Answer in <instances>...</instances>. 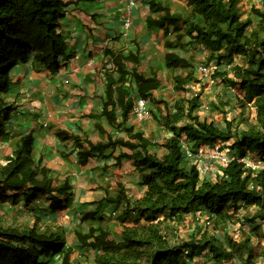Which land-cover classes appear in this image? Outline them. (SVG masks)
Here are the masks:
<instances>
[{
    "label": "trees",
    "instance_id": "16d2710c",
    "mask_svg": "<svg viewBox=\"0 0 264 264\" xmlns=\"http://www.w3.org/2000/svg\"><path fill=\"white\" fill-rule=\"evenodd\" d=\"M185 1L192 7L185 16L170 14L167 5L151 3L150 10L159 17L149 20L150 25L184 26L186 35L208 51L207 63L230 66L228 72L215 70L212 78H221L226 87H237L242 92V102L255 111V127L238 130L232 121L225 120L224 128H220L200 120L195 114L199 108L196 96L177 101L173 112L167 110L159 116L152 113L171 132L160 146L135 134L131 141L88 144V150L78 152V164L85 165L94 154L119 145L126 151L119 155L118 162L131 161L139 186L145 188L140 199L130 201L119 185L118 195L105 200L108 204L124 203L116 219L121 227L118 239L100 228L75 233L79 247L94 253L91 264H189L202 256H207L211 264H260L259 257L264 264V252L257 254L251 242L253 236L264 238V168L253 172L238 161L255 156L264 163V0L258 7L252 6L245 19L239 0ZM70 5L72 2L65 0H0V138L6 136V124L14 110L3 99L11 86L13 68L32 60L55 74L61 69V60L70 58L59 32ZM109 58L114 69L106 74L102 114L109 124H115L118 117L124 123L133 108V100L124 88L127 78H133L139 97L144 99L152 96L157 81L130 71L119 56L109 53ZM235 58L244 61L232 63ZM164 64L172 71L190 68L186 59L173 53L164 56ZM229 73L232 77H228ZM190 78L191 75L174 77L175 91H184ZM20 141L21 146L0 164V204L14 206L21 198L25 204L44 198L53 206L60 205L54 195L67 194L68 186H54L52 170L33 161L31 136ZM184 143L192 154L202 146H218L220 151L236 157L222 166L220 175L208 181L200 178L197 164L185 163ZM151 147L162 148V156L151 153ZM250 209H254L252 215H243ZM193 212L207 215L211 220L207 229L211 232L205 230L199 237L176 245L169 242V234L175 231L169 224L179 225L184 216ZM95 215L88 212L82 221L94 220ZM235 222L240 223L237 230L226 228ZM242 226L248 228L249 234L239 229ZM71 254L66 242L52 233L0 225V264H45L54 256L61 257V264H69Z\"/></svg>",
    "mask_w": 264,
    "mask_h": 264
},
{
    "label": "crops",
    "instance_id": "0c3cea01",
    "mask_svg": "<svg viewBox=\"0 0 264 264\" xmlns=\"http://www.w3.org/2000/svg\"><path fill=\"white\" fill-rule=\"evenodd\" d=\"M65 1H71L72 5L60 22L59 32L67 47L66 55L70 58L61 60V69L55 74L32 60L13 68L11 86L3 99L14 110L6 124V136L0 138V155L11 156L21 146V138H33V161H39L52 170L54 186L66 184L69 190L65 195H54L61 203L56 206L48 199L38 198L31 200L27 207L25 199L21 198L13 206V211H16L13 215L24 224L34 222L37 224L35 229L41 232L42 224L57 226L59 231L49 233L72 236L71 241L66 242L73 245L69 264H91L94 253L79 248L74 232L85 233L89 229L100 228L109 231L113 239L118 238L121 227L116 219L124 203L108 204L105 200L118 195L119 185L130 201L140 199L145 188L139 186V176L131 161L122 159L118 162L119 155L126 151L119 145L100 155L94 154L85 165L78 164V152L88 150V144L131 141L135 134H140L145 142L160 146L169 139L171 132L160 125L152 113L159 116L167 110L173 112L177 101L196 96L199 97V108L195 114L200 120L213 122L220 128L222 124L216 122L220 114L223 119L232 121L238 130L241 129L238 122H242L244 130L253 128L255 111L242 102L243 94L237 87H226L221 78H212L215 70L223 72L227 65L207 63L208 51L186 35L184 26L159 28L150 25L149 20L159 17L150 10L151 3L167 5L170 14L185 16L192 11L185 0H134L132 22L127 32L123 29V12L128 0ZM239 1L243 19L249 15L252 6L260 5V0ZM197 20H200L199 16ZM109 53L121 57L130 71L135 70L157 81L152 96L145 99L150 111V118L146 121L139 122L130 112L126 122L121 123L118 117L115 124H109L103 116L108 73L104 64L110 60ZM167 53L186 59L190 68L176 71L166 68L164 56ZM89 61H92L90 66ZM243 61L235 58L232 63L242 64ZM200 65L208 68V76L198 72ZM188 75L191 78L184 91H175L173 78ZM228 77H232L231 73ZM220 80L222 84L218 86ZM124 88L134 106L140 97L132 77L127 78ZM158 101L163 103H155ZM59 134L67 138H61ZM184 145L188 150H183L187 166H198L201 163L196 155L203 154L206 158L214 149L202 146L197 154H192L189 146ZM150 152L161 157L163 150L151 147ZM224 154L230 156V152ZM221 169V165L210 163L207 178L213 181L221 174ZM88 212L96 213L94 220L83 222L82 217ZM115 223L117 228L113 226ZM210 223L205 213L188 214L181 224H175V231L169 234V242L176 245L199 237L210 228ZM28 227L34 228L32 225ZM183 228L186 230L181 231ZM45 264H61V257H50ZM189 264H211V261L202 256Z\"/></svg>",
    "mask_w": 264,
    "mask_h": 264
},
{
    "label": "rangeland",
    "instance_id": "374dc122",
    "mask_svg": "<svg viewBox=\"0 0 264 264\" xmlns=\"http://www.w3.org/2000/svg\"><path fill=\"white\" fill-rule=\"evenodd\" d=\"M243 15V14H242ZM245 19V18H244ZM256 21H254V23H255ZM224 68H226L225 70L228 72V71H230V66H225ZM222 69V68H221ZM221 82L218 84V86L220 85V84H222V80H220ZM235 111H237V110H235ZM223 120H225V119H223V116L220 114V116L217 118V120H216V122L217 123H221L222 124V128H224V121ZM238 123H240V127H241V129L240 130H244V125L242 124V122H238ZM239 127V128H240ZM221 152H223V153H227V151H225V150H223V151H221ZM190 153V152H189ZM186 156V155H185ZM4 158H5V156L4 155H0V164L3 162V160H4ZM244 161H245V163L248 165L247 167H250L251 169H252V171L253 172H256L257 170H259L260 168L261 169H263L264 168V163L262 162V161H260L257 157H255V156H249V157H246L245 159H244ZM207 174V173H206ZM206 174H203V175H201L200 176V178L202 179V178H204V179H206V180H208V181H210V179L209 178H207V176H206ZM206 176V177H205ZM30 203H31V201H30ZM30 203H28V204H25V206H27L28 207V205L30 204ZM110 209V208H109ZM113 209V208H112ZM14 212H16V211H13V205H10V204H0V225L1 226H4V227H7V226H14V227H18V228H25V227H28V226H33L34 228L35 227H37V224H34V222H30V224H24L23 223V220L21 221V220H19L18 218H16V216L15 215H13L14 214ZM253 212H254V209H250V210H248V211H244L243 212V215H246V216H248V215H252L253 214ZM13 216H14V218L15 219H13ZM30 221V220H29ZM34 221V220H33ZM113 223H114V221H112ZM107 224H109V223H107ZM16 225V226H15ZM210 226H211V223L209 224ZM239 225H240V223H238V222H235L234 223V225H233V227H226V228H228L229 230H237L238 229V227H239ZM113 226H116V228L118 227V224L117 223H115V224H113ZM113 226H112V228H113ZM169 226L171 227L172 226V228H174L176 225L175 224H173V223H170L169 224ZM42 229H43V232H41L40 230H37L36 229V231L38 232V233H44V232H46V233H49V232H56V231H59V229L57 228V226H55V225H53L52 223H48V225H45V226H43V224H42ZM29 228V227H28ZM39 228V227H38ZM115 228V227H114ZM113 228V229H114ZM184 229L185 228H183L181 231H184ZM239 229H242L241 231L243 232H245L246 234H249L248 233V228L247 227H244V226H242L241 228H239ZM264 229V228H263ZM186 230V229H185ZM207 230V229H206ZM209 231L211 230V229H208ZM111 231H112V229H111ZM211 232V231H210ZM74 233H76V231L74 232ZM183 233V232H182ZM238 233V232H237ZM236 233V235H238ZM263 234H264V232H263ZM55 235V234H54ZM235 235V236H236ZM58 236V235H57ZM218 236H221V230H219V232H218ZM59 237L60 238H62V240L64 241V242H70L71 241V239H72V236H71V238L70 237H68V235H63V234H61V235H59ZM119 237V236H118ZM69 238H70V240H69ZM115 239H118V238H115ZM74 240H75V242H76V238H75V234H74ZM251 242H252V244L255 246V252L257 253V254H263V252H264V238L263 237H260V238H255L254 239V236L251 238ZM66 246L70 249V248H72L73 247V245L71 246L69 243H66ZM80 248V247H79ZM76 253V252H75ZM76 254H78V253H76ZM79 255V254H78ZM87 260L86 261H88V258H86ZM92 261H93V258L91 259ZM257 263H260V264H262V257H259L258 258V260H257Z\"/></svg>",
    "mask_w": 264,
    "mask_h": 264
},
{
    "label": "built area",
    "instance_id": "2783aa9c",
    "mask_svg": "<svg viewBox=\"0 0 264 264\" xmlns=\"http://www.w3.org/2000/svg\"><path fill=\"white\" fill-rule=\"evenodd\" d=\"M135 6V1L134 0H128L127 5L124 8V22H123V29L125 32H127V30L130 28L131 26V9ZM123 33V35L125 36L126 33ZM92 64V61L88 62V65L90 66ZM104 69L106 71L111 72L114 69V66L112 63L106 61L104 64ZM198 72H200L201 74H203V76H208L209 75V70L207 67L205 66H198L197 68ZM131 114L134 116V118L136 120H138L139 122L142 121H146L147 119L150 118V111L148 108V102L144 99V98H139L136 103L134 104L132 110H131ZM186 149L185 151H188L187 148L184 146L183 150ZM189 155H191V153H189ZM196 157L199 158L200 163L198 165V169H199V176L206 174L209 172V168H210V163H217L221 166L226 165L227 163H229L232 159H234L233 157L228 156L227 154H224L223 152H221L218 148V146H215L212 153H210L209 155L207 154L206 158L203 154H197ZM245 159V158H244ZM244 159H239L238 161L241 163H245ZM257 190V189H256ZM184 254H186V252H184Z\"/></svg>",
    "mask_w": 264,
    "mask_h": 264
}]
</instances>
